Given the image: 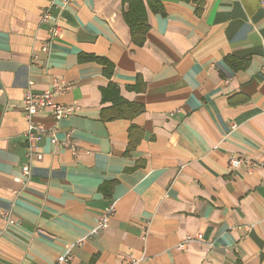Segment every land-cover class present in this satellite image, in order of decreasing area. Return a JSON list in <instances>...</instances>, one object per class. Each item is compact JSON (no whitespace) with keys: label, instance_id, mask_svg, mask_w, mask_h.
<instances>
[{"label":"crops","instance_id":"0c3cea01","mask_svg":"<svg viewBox=\"0 0 264 264\" xmlns=\"http://www.w3.org/2000/svg\"><path fill=\"white\" fill-rule=\"evenodd\" d=\"M162 3L137 46L125 0H0V264H264V0ZM46 9L64 30L49 53ZM138 76L145 90L127 89ZM55 79L81 108L35 115L59 141L29 158L22 102ZM110 81L143 113L103 119Z\"/></svg>","mask_w":264,"mask_h":264},{"label":"built area","instance_id":"2783aa9c","mask_svg":"<svg viewBox=\"0 0 264 264\" xmlns=\"http://www.w3.org/2000/svg\"><path fill=\"white\" fill-rule=\"evenodd\" d=\"M62 1L63 5L66 6L68 3H70V0H60ZM42 21L50 23L49 28V37L42 43V51L45 53H49L52 50L53 43L56 38L60 37L63 34V29L60 24L59 16L52 15L49 9H46L42 12ZM33 85V81H29L28 91L23 99V110L25 112V116L28 119V128L26 130L27 132V146H28V157L33 158L37 157L40 159L42 157L41 153L38 150L37 141L43 137L44 135L51 136L52 140L57 143L59 141L58 139V131L55 129H47L45 125L42 123H39L35 119V115L41 113L44 110H47L50 112L52 117H54L57 120H61L64 117H67L68 115H71V113H76L80 110V105L71 103V104H65L62 102H57L55 100V97L68 90L69 84L65 80L61 79H55L52 85V89H46L44 91H41V93H35L31 86ZM73 133L69 132L67 135L66 143L65 145L73 148L75 151H77V146L73 143ZM242 158H238L236 156H231V159L229 161V167H237L240 166L243 163ZM23 175L27 176L28 178L31 176V164H26L22 168ZM114 207H110L106 209V212L103 215V218L100 219L99 224L97 228H95V232H99L105 227L109 225L110 219L113 216ZM6 218L10 221V223H13L12 219H10V212L6 213ZM194 239H202V235L199 234L197 236H189L185 239L184 243L181 245V247H185L190 241ZM69 256L61 255V257L58 258L59 262L62 263L63 261H68Z\"/></svg>","mask_w":264,"mask_h":264},{"label":"trees","instance_id":"16d2710c","mask_svg":"<svg viewBox=\"0 0 264 264\" xmlns=\"http://www.w3.org/2000/svg\"><path fill=\"white\" fill-rule=\"evenodd\" d=\"M127 8L123 11L124 20L130 28V34L132 42L137 46L144 45L146 42L147 34L150 31L149 19H148V7L154 12L163 11L162 0H125ZM83 59L94 60L100 62L103 66V72L106 76L112 79L113 77V63H111L106 57L83 55ZM229 60L236 59L234 57L228 58ZM146 88L143 77L138 76L137 81L133 85H128L127 89L136 92H142ZM102 100L104 102H111L112 105L104 107L101 110V115L105 120H114V118L124 117L126 119H133L139 114L143 113L145 106L143 102L127 100L121 93L120 86L116 82L110 81L106 87L102 88ZM135 129V130H134ZM141 132V129L137 126H131V135L133 132Z\"/></svg>","mask_w":264,"mask_h":264}]
</instances>
